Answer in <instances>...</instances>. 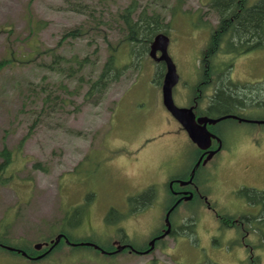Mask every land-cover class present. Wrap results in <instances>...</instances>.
I'll use <instances>...</instances> for the list:
<instances>
[{
	"label": "rangeland",
	"instance_id": "rangeland-1",
	"mask_svg": "<svg viewBox=\"0 0 264 264\" xmlns=\"http://www.w3.org/2000/svg\"><path fill=\"white\" fill-rule=\"evenodd\" d=\"M131 1L0 0V152L6 148L13 154L12 165L3 173L9 182L0 185V234L12 244L35 251L65 230L79 242L91 239L115 249L127 238L136 248H147L166 227L171 207L166 177L177 164L196 160L194 144L162 104V86L154 83L157 62L148 54L132 58V47L122 42L117 55L121 65L129 66L126 75L105 96L86 99L109 45L124 40L118 13ZM207 2L140 0L142 10L157 12L170 23L168 52L180 76L173 95L181 108L190 106L195 94L200 95L196 86L206 82L203 53L218 23ZM78 27L87 36L69 38ZM53 52L61 57L60 68L47 67ZM36 53L32 63H22ZM216 58L218 78H207L201 101L209 103L218 87L232 89L246 103L231 111L254 122L219 123L225 147L238 151L222 170L224 187L210 186L208 180L216 170L212 163L224 156L200 171L201 192L216 210L198 198L184 201L172 215L177 233L194 219L196 236H168L151 254L126 250L115 256H98L90 247L62 242L40 261L28 260L21 249V255H13L0 248V264H247V248L238 243L241 232L222 229L216 212L259 213V206L247 203L238 191L264 189V124L255 123L264 121V49ZM83 59L89 65L78 69L75 60ZM230 62L232 69L224 72ZM151 186L157 187L153 203L130 213L129 198ZM78 208L82 212L73 216ZM111 209L125 218L108 223ZM251 241L258 248V235ZM255 250L264 264V247Z\"/></svg>",
	"mask_w": 264,
	"mask_h": 264
},
{
	"label": "trees",
	"instance_id": "trees-1",
	"mask_svg": "<svg viewBox=\"0 0 264 264\" xmlns=\"http://www.w3.org/2000/svg\"><path fill=\"white\" fill-rule=\"evenodd\" d=\"M207 6L212 12L218 16L217 25L212 28V33L210 36V41L203 53L202 65H203V79L206 82L200 86H196V90L200 95L195 94L194 102L200 101L202 99V93L204 85L207 84V78H213L216 74L218 66L216 65V57L218 55H231V56H241L248 54L252 51L263 50L264 49V0H207ZM89 15L95 17L93 11L88 12ZM202 19L204 18L201 15ZM118 18L122 23L121 31L124 36V40L121 41L117 46L109 45V54L106 58L99 75L89 83L88 92L86 94V99H94L95 97L105 96L106 91L116 83H119L122 78L126 75L129 66L121 65L119 61L118 47L122 42L128 44L132 47V58L139 56L140 59L143 58L144 54L150 53V47L154 38L158 34L170 35V23L164 21L163 17L157 12L149 14L147 10H142L140 5V0H132L131 3L123 9V11L118 13ZM203 25H208L203 21ZM43 29L38 26V30ZM86 31L83 27L75 28L68 33L69 38L79 39L87 36ZM51 52V50H49ZM38 53L30 56V58L25 59L22 63H32L36 58ZM53 59L51 66H47L52 69H57L62 66L60 62L61 57L56 56L53 52ZM60 59V60H59ZM88 59H83L82 61L75 60V64H78V69L85 68L89 65ZM10 62L13 61L9 60ZM18 61V60H16ZM71 61V60H70ZM134 63V62H133ZM217 66V67H216ZM1 67V66H0ZM233 62L228 63L223 70L226 72L228 69H232ZM165 66L158 67L155 73L154 83H159L162 85L164 79ZM210 73V74H209ZM207 76V77H206ZM206 77V78H205ZM230 85L237 88V85L233 82ZM228 84V83H227ZM198 87V89H197ZM50 98H46L49 101ZM212 105L210 107V112L205 113L211 118H217L227 114H233L241 118H245L239 113H233L232 108H235L238 104L243 105L246 102L239 97L232 89H227L224 86L218 87L215 94L211 98ZM232 110V111H231ZM212 111V112H211ZM216 111V112H214ZM216 113L217 115H213ZM219 115V116H218ZM0 156L3 162L0 163V185L8 184L10 177H5L3 173L8 169L13 163V154L6 148L0 152ZM238 195L246 200L247 203L253 206H259V213L257 215H242V216H231L227 214H221L216 212L218 223L222 229H233L241 232V238L238 243L247 248L249 252L248 263L247 264H261L260 256L255 253V247L251 243V234L255 233L260 238V244L258 247L264 245V189H256L250 187H243L238 191ZM156 197L155 187L148 188L144 193L130 197L128 200L130 213L140 212L147 207H149ZM211 209L216 210L215 206L208 204ZM82 208H78L73 211V216L78 215ZM82 212V210H81ZM71 213H67L66 219L69 218ZM125 217L117 209H111L106 217L108 223L115 222V220H121ZM180 232L173 228L171 236L176 235H189L196 236L197 223L196 221L190 220L187 224L179 228ZM66 237L73 243H79V241L74 240L65 230L62 231ZM91 241L92 243L100 246L101 249L106 251L115 250L114 248L102 245L95 240H84ZM64 242V241H62ZM13 242L9 239L3 238L0 234V248L5 250L6 246H14L13 248L21 249L27 253V257L37 254L35 251H29L22 248V246L12 244ZM124 243H129L125 241ZM62 244V243H61ZM60 244V245H61ZM59 245V246H60ZM57 246L55 249H58ZM81 247V246H80ZM87 247V246H82ZM138 251H145L147 248H136ZM91 248V247H90ZM98 255H101L100 250H96ZM10 253H21L17 251H9ZM152 253V252H151ZM25 257V256H24ZM201 264H216L213 261H207Z\"/></svg>",
	"mask_w": 264,
	"mask_h": 264
},
{
	"label": "water",
	"instance_id": "water-1",
	"mask_svg": "<svg viewBox=\"0 0 264 264\" xmlns=\"http://www.w3.org/2000/svg\"><path fill=\"white\" fill-rule=\"evenodd\" d=\"M169 47H170V38L161 33L158 34L150 48V57L155 60L157 63H164L166 67V72L164 75L163 79V85H162V98H163V105L165 109L169 112V114L181 125L182 129L188 134L190 140L200 149V150H207L212 146V143L214 140H219L217 136H215L213 133H211L208 130V125H216L220 123L221 121L227 120V119H236L240 122L244 121H250L246 120L244 118H240L236 115L228 114L224 115L220 118L212 119L209 117H200L197 118L196 113L194 108H181L178 107L175 104L174 101V88L178 85L179 83V75L177 72L176 65L174 64V61L172 60L171 56L169 55ZM158 53H160V56H158ZM258 124H264V121H256ZM215 152L210 153V155L207 157L205 160L204 164L209 161V159L212 158ZM200 161L196 164L195 168L192 171V176L191 179L189 180V183L193 182L194 179V173L196 171V168L199 167ZM174 208H171L169 212L167 213L166 216V226L167 230L165 232L153 239L150 243V248L144 252H138L134 250L131 246L124 245V246H117V249L109 253L103 249H101L98 245L91 243V242H85V243H80V244H75L71 243L68 239L66 240V243L72 246L80 245V246H91L97 250H100L102 254H117L121 253L124 249L130 247L131 251H135L138 253H143V254H149L155 249V244L158 240L163 239L167 237L171 233V223H170V215L173 212ZM65 237L64 234H60L57 236L55 240H53L51 243L53 246L49 249L48 252L52 251L55 246H57L60 241ZM49 245L48 243H40L38 244L35 249L36 250H41L44 246ZM9 250L13 251H20L16 248L8 247L6 246ZM23 255H27L26 252L23 253Z\"/></svg>",
	"mask_w": 264,
	"mask_h": 264
},
{
	"label": "flooded vegetation",
	"instance_id": "flooded-vegetation-1",
	"mask_svg": "<svg viewBox=\"0 0 264 264\" xmlns=\"http://www.w3.org/2000/svg\"><path fill=\"white\" fill-rule=\"evenodd\" d=\"M158 56H160V53H158ZM215 78H216V76H214L211 79L214 81ZM194 101L192 100L190 106H187V107L194 108L195 113H196L198 118L201 116H206L205 113L210 112L212 100H210V102L207 103L206 105L201 100L196 101V102H194ZM238 106H239V108H243L242 105H238ZM215 115H217V114H215ZM206 117H209V116H206ZM244 122H254V121H244ZM208 130L211 133H213L215 136H217V138L219 140H214L212 143V146L209 149L203 150V151L197 147L195 148V146H193V144H192V146L194 148V152H195V157L193 160H197V161H195L194 164L191 163V164L183 166V167L180 164H177V166L173 167L174 172L172 174L167 175V177H166L165 181L169 182V184H171V185H169V191L171 193V207H170V209L174 208L171 216L176 212V210L181 206V204L184 201H194V200L200 198L204 202L206 201V203L211 204V202L207 199V197L204 194H202V192H201L200 171L202 170V168H205V166H207L209 163L216 160L218 155H222V156H224V158H223V160H217V161H215V163H212L214 170H215V168H216V170L211 174V176L209 177L208 180L210 181L209 182L210 186L214 187L215 185L218 184L219 186L224 187V183L220 180L222 170L224 169L226 164L229 162V160H231L234 156H236V152L238 151V148L236 147V148H229L228 149L225 147L223 135H222L221 130L219 129V123L216 125H208ZM213 152H215V153L212 156V158L209 159V161L204 164L207 157L210 155V153H213ZM199 161H200V164H199V167L196 168V171L194 173L193 182L188 184V182L192 176V171ZM246 171H248V173H250L249 167L246 168ZM163 231L164 230H162L158 236L162 235ZM125 241H126V239L122 240V244H130V243H124ZM44 244H46V243L44 242ZM50 247H51L50 245L43 247L40 252H37V256H30V259H34V258H39L40 260L45 259L47 256H49V254L52 253V251L47 252ZM126 250H130V248H128ZM126 250L124 252H126ZM36 261H38V259H36Z\"/></svg>",
	"mask_w": 264,
	"mask_h": 264
},
{
	"label": "crops",
	"instance_id": "crops-1",
	"mask_svg": "<svg viewBox=\"0 0 264 264\" xmlns=\"http://www.w3.org/2000/svg\"><path fill=\"white\" fill-rule=\"evenodd\" d=\"M183 167V166H182Z\"/></svg>",
	"mask_w": 264,
	"mask_h": 264
}]
</instances>
